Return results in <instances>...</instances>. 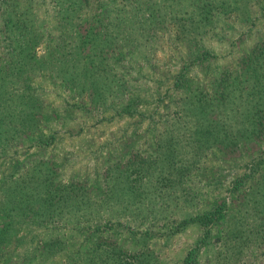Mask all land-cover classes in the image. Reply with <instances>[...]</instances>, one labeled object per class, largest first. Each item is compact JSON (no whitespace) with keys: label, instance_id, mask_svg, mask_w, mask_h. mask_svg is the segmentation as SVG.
<instances>
[{"label":"trees","instance_id":"1","mask_svg":"<svg viewBox=\"0 0 264 264\" xmlns=\"http://www.w3.org/2000/svg\"><path fill=\"white\" fill-rule=\"evenodd\" d=\"M249 3L0 0V161L6 160L0 163L6 165L0 173V216L5 218L0 220V243L13 227L23 225L39 227L50 237L37 240L42 252L66 250L65 241L74 234L71 238L87 244L80 264H93L94 257L107 262L120 254L110 251L96 233L121 228L145 246L129 254L131 261L159 264L158 255L146 247L148 240L168 239L196 226L201 235L179 264H198L201 253L205 264H244L253 251L264 255V149L251 159L248 177L235 181L234 191L246 190L243 208L235 213L223 202L192 214L195 197L186 186L210 153L232 152L264 134V53L256 58L250 50L232 70L216 69L204 84L187 79L193 65L217 58L203 45L213 36V27L233 16L248 22ZM178 35L188 44L186 58L175 72L167 69L164 74L150 65L155 48L160 39ZM188 38L193 39L190 44ZM132 70L135 80L128 79ZM145 70L161 77L158 86L170 85L164 95L157 89L150 99L142 97L146 90L138 82ZM142 104L152 109L149 115L141 113ZM161 111L168 138L156 140L150 158L136 153L139 161L126 158L121 168L119 162L109 165L101 196L80 181L59 180L50 159L34 155L17 161L19 149L25 155L57 142L52 121L111 112L109 119L100 120L138 117L134 129L145 119L154 127ZM159 174L169 177L157 183L156 194L151 187ZM119 177L124 180L122 195L114 191ZM143 225L147 228L142 231ZM157 226L162 232H153ZM66 227L70 237L57 233Z\"/></svg>","mask_w":264,"mask_h":264},{"label":"rangeland","instance_id":"2","mask_svg":"<svg viewBox=\"0 0 264 264\" xmlns=\"http://www.w3.org/2000/svg\"><path fill=\"white\" fill-rule=\"evenodd\" d=\"M249 7L248 22L233 16L229 20L221 19L216 24V27H213V36L210 33L208 35L210 39L206 40L203 45L204 48H209L217 58L200 62L189 68L187 79L190 82L204 84L205 81L217 73L216 69L220 72L232 70L234 64L241 60L250 50L255 51L256 58L258 55L261 58V54L264 53V49L261 48L264 44V0H250ZM178 36V39H160L155 48V61H152L150 65L153 64L164 74L167 69H170L172 73L175 72L179 62L186 58L185 51L188 44L186 40L182 39L181 35ZM188 39L190 44L193 39ZM37 50L39 54L42 53V48ZM150 65L147 66L150 67ZM143 66L140 64V67ZM145 72L147 74H144V77L138 82L146 90V94L142 95V97L150 99L157 89L158 93L164 95L166 88L170 85L166 83L164 86H158L157 83L161 77L150 74L149 70H145ZM136 76V70H132L128 75V79L135 80ZM169 94H172V92L170 91ZM48 100L53 101V99ZM139 108L145 116L149 115L152 110L147 106L144 107V104L140 105ZM164 113L165 111H161L160 117H156L155 121L158 120V122L154 127H149V121L145 119L139 128L133 129L131 125L139 121L138 117H115L113 120L101 121V118L109 119L112 113L107 112L102 115L93 112L92 114L76 113L72 115L71 112L72 117L64 121L61 120L59 123L52 121L51 130L58 132V139L55 144L49 145L45 150H29L25 155L21 154L24 150L19 149L17 152L19 159L17 161L22 162L25 158L34 155L40 159H50L55 163L49 160L52 164L53 172H57L55 175H58L57 178L59 180L62 182H67L68 180L80 181L82 185L91 186L90 189L101 196L106 190L103 178L106 175L104 171L109 165L119 162L118 165L121 168V160L126 158L138 160L136 153L140 154V156H149L148 158H150L153 154L156 140L164 137L168 138L169 135L164 134L165 130H169L163 122L164 117L162 116H164ZM263 149L264 134L258 139L254 138L240 145L232 152L221 153L214 151L210 153L202 166L194 170L190 175L191 177L186 181L188 190L195 197L194 206L190 209V212L192 214L200 213L214 204L223 202L233 213L237 209L243 208L246 190L240 188L234 191L235 181L248 177L251 159ZM1 162L6 164V160H1ZM114 165L116 166L117 164ZM5 166L0 165V173L3 174L5 172ZM131 171L128 170L127 173ZM130 177L135 178L136 175L132 173ZM168 177L169 175L163 174L155 177L151 192L158 187L157 183ZM119 178L116 179V186L118 187L114 191L116 190V193L122 195V190L119 188H122L124 180L122 177ZM130 197L124 196L125 199ZM117 209H121V207L114 208V210ZM0 220L4 221L5 218L0 216ZM161 222V224L164 223L163 221ZM145 228L147 226L143 225L140 229L143 231ZM153 229H156L153 232H162L159 226ZM169 229L173 231V229ZM33 230L36 232H32ZM137 230L138 228L135 227V232H138ZM57 233H65L66 237H70L73 234L67 227L65 229L62 228ZM33 235L36 237L33 238ZM96 235L101 237V241L105 240L107 242V248L110 251L114 250L120 254L111 260L107 259V262L96 260V257H94L93 264H140L131 261V255H129L131 252H142L145 248L138 236L124 232L121 228H115L112 231L104 229V232H97ZM200 235V229L196 226H190L180 232H176L168 239L163 238V236H157L155 239L148 240L146 247L148 250L153 251V254L155 252V256L158 255L159 264H179L185 254L197 242ZM73 236L74 234L71 237ZM49 238L46 232L39 227L31 225L13 227L8 239L0 243V264H80V262L83 263L85 261L80 257L84 250H87V244L83 243L82 238L67 239L65 241L66 250L42 252V244H39L37 240L40 239L45 242ZM5 245L9 246V250L6 251L4 249ZM37 246H40L39 249ZM76 251H79V253H76ZM260 252L253 251L243 263L262 264L264 255L258 256ZM203 257L205 258V255L201 253L200 263L198 264H205Z\"/></svg>","mask_w":264,"mask_h":264}]
</instances>
